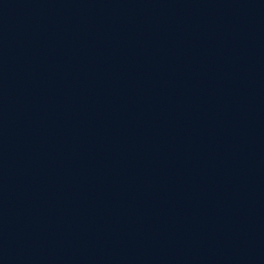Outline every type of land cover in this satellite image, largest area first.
<instances>
[{
  "label": "water",
  "instance_id": "95a60500",
  "mask_svg": "<svg viewBox=\"0 0 264 264\" xmlns=\"http://www.w3.org/2000/svg\"><path fill=\"white\" fill-rule=\"evenodd\" d=\"M0 264H264V0H0Z\"/></svg>",
  "mask_w": 264,
  "mask_h": 264
}]
</instances>
